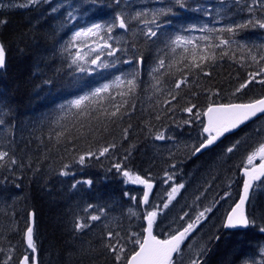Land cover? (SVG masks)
Listing matches in <instances>:
<instances>
[{"label": "trees", "instance_id": "obj_1", "mask_svg": "<svg viewBox=\"0 0 264 264\" xmlns=\"http://www.w3.org/2000/svg\"><path fill=\"white\" fill-rule=\"evenodd\" d=\"M8 1L20 0H0V3ZM78 1L80 12L86 13L89 8L87 1ZM96 1L107 2L115 7L113 0ZM84 16L88 19L90 14ZM184 17L181 11L175 12L169 18L171 23L168 26L179 23ZM0 21H6L0 23V42L6 48V67L0 69V100L4 101L8 112L3 117L5 125L0 131V146L18 161L16 165L0 166V248L6 253L15 246L14 259L26 251L24 232L29 224V213L33 211L39 264H112L101 247L102 226L94 224L91 230L84 233H75L73 228L84 206L98 204L104 207L110 218L137 229L133 217L126 211L128 199L125 186L115 165L122 163L134 170L148 166L151 162V136L166 127L178 128L186 113L180 109L190 103L197 105V109L203 112L213 101H250L264 94V85L253 83L233 95L254 69L249 62L241 66L238 62L241 51L233 45L230 55L234 52L236 59L225 56L218 60L206 69L211 73L210 76L203 73L190 75L188 85L182 86L176 109L157 121L153 106L157 99L164 97L156 93L153 87L155 80L148 76L145 67L163 58L166 68L161 69V72H165L168 63L173 62L171 71L174 75L165 78L170 87L180 78L181 73L177 69L183 68V64L175 62L184 54L183 48L166 43L169 27L164 29L165 32H158V38L154 37L151 41L141 33L129 32L126 34L127 55L144 57L141 70L140 65L136 68L139 73L138 87L131 97L135 109L129 110L123 120L109 124L107 132L97 133L95 137L80 135L73 112L61 110L60 106L98 83L101 74H82L69 67L70 62L58 49L63 28L57 24L55 12L48 11L45 6L2 7ZM71 25L78 27V20L71 22ZM127 55L120 57L121 63L118 65L124 73L131 70V65L123 63ZM158 75L154 73V76ZM251 123L232 135L242 132ZM129 125V134L124 139L122 129ZM65 127L68 131L58 142L56 133ZM68 136H79L74 146L65 139ZM110 143H115L117 147L103 156L99 155V149ZM88 152L95 155L87 156ZM81 155H85V162L80 178L85 182L91 180L92 184L82 182L73 188V184L60 173L65 165L77 162ZM126 155L128 159L124 160ZM197 158L198 155L192 154L191 159ZM21 164L23 167H20ZM238 181L240 184L236 188L238 191L234 201L240 192L239 176ZM256 185L261 187L258 192ZM250 197L247 214L255 220V224L242 230L219 229L207 244L204 264L239 262L251 254L259 242L264 241V232L261 231L264 228V185L260 181L255 184ZM136 207L141 209V203L137 202ZM143 227L142 220L138 231ZM154 232L163 237L158 231ZM4 258L5 254L0 253V259Z\"/></svg>", "mask_w": 264, "mask_h": 264}, {"label": "snow or ice", "instance_id": "obj_2", "mask_svg": "<svg viewBox=\"0 0 264 264\" xmlns=\"http://www.w3.org/2000/svg\"><path fill=\"white\" fill-rule=\"evenodd\" d=\"M38 2L39 0H28L29 5ZM253 2L257 3L258 0H253ZM121 3L122 0H113L116 8H120ZM172 3L176 7L187 8L186 0H172ZM127 7L128 5L125 4V8ZM125 8H121L120 11L115 12L111 20L91 23L73 33L63 48V51L68 53L70 57V68L74 67L76 72L82 74L99 73L100 70L115 68L116 64L120 63V59L116 55L117 52L126 51L121 43V38L113 36L115 29H122L125 32L131 31L132 26L130 22L137 21L145 25L146 31L140 30V32L148 41H151L154 37L158 38V32L162 28V24L171 23L169 20L158 21H160L161 17H167L172 14L173 7L152 11H137L135 14H131ZM197 10L201 9L198 8ZM205 14L211 15V12H206ZM69 16L71 19L76 18L72 13H69ZM147 16H151V19H145ZM5 22L0 21V23ZM149 25H154V28ZM249 25L264 29V22L261 20H255L254 22L250 20L244 24L227 25L220 28L209 27L206 24L200 28V31L208 33L200 38L204 41L203 44L196 42L194 38L181 35H176L174 39L168 41L170 45L182 47L183 53L186 55L182 54L180 60L175 62L183 64V68L177 69L181 73L180 78L175 80L170 87L165 82V78L174 75L171 71L174 67L173 62L168 63L165 72H161V69L166 68L165 59L161 58L158 60L157 66L152 70V73L159 74L158 76H153L155 80L153 87L156 93L164 97L163 99H157L153 106V112L157 121H160L168 113H172L176 109L182 86L188 85V77L190 75L193 73H203L205 76H210L211 73L206 71V69L214 65L218 60L223 59L225 56L236 59L234 52L230 55L233 45L236 46L237 50L247 53V57L244 55L239 57L238 62L241 63L242 67L245 66L244 61L246 58H250L254 64L259 66L258 71L248 73V79L236 88L233 95L240 93L253 83L264 85V45L249 47L247 43H241L236 39L239 32ZM224 34H227V36L225 37ZM88 41L92 43L89 44ZM114 44L117 46L114 47ZM188 45H191V48ZM73 49H75L74 52L72 51ZM217 49L221 51L217 52ZM172 50L175 51V47ZM101 57H105V59L102 60ZM107 57H113L114 59L113 61H109ZM133 61L137 65L142 64L144 57L143 55H133L129 60L123 61V63H132ZM5 67L6 48L3 43H0V69H4ZM138 76V70L121 73V75L115 76L112 80L101 83L83 95L77 96L69 101L67 105H61V110L73 112L76 123L79 125L77 131L80 135H92L95 137L97 133L107 132L109 124H115L118 120H123L129 110L135 109V104L131 101V97L138 87ZM113 92H115V95H113ZM101 101H105V103H101ZM126 105L128 107H125ZM180 110L191 114L194 118L192 120H184V125L199 121L202 126L200 133L202 142L198 147L194 146L193 155H195L212 146L224 133L236 129L249 119L256 117L258 113L264 115V97L251 100L248 103H217L213 101L209 103L203 112L197 109V105L191 103ZM7 114L4 101L0 100V131L3 130V126L5 125L3 117ZM202 116L206 117V122L201 119ZM73 126L75 127L76 125ZM130 128L131 125L128 128L122 129L124 139H127ZM67 131L68 129L65 127L63 131L56 133L58 142H60L61 137H64ZM151 131L152 127L149 124V132ZM256 131L259 134L261 129L258 128ZM78 138L79 136L65 137V139L73 143V146L75 140ZM155 139L163 141L174 139V137L166 136L163 131H158ZM9 142L11 143V140ZM239 144L240 141H237L227 148L226 151L232 153ZM116 147L115 143H110L99 149V155L103 156ZM86 155L93 156L95 153L88 152ZM257 156L260 158L258 165L254 164ZM127 159L128 155L124 157V160ZM84 162L85 155H81L79 163L83 164ZM16 164H18V161L15 156L10 155L8 151L3 150V147L0 146V166L8 167ZM20 167H23V165L21 164ZM64 167L67 168L68 166L65 165ZM115 168L131 183L145 186L146 190L140 203L153 210H147L146 207L144 215L138 216L136 212L129 209L130 217L137 216V218L142 219L145 222L144 227L140 231H132L131 225L125 226L114 218H109L104 209H97L96 205L88 204L83 209L86 215L76 217L73 231L75 233H84L95 226L93 222H101L103 229L100 234L101 247L110 257L112 264H204V256L208 251L207 248L201 246L199 249L193 251V246L187 244L186 241L191 239V235L194 234L197 225L207 218V213H211L215 205L213 204L204 208L203 211H200L195 216L194 220L187 222L186 226L182 227V229H177L174 232L170 230L167 237L161 239L158 235L154 234V228L159 226L157 224V216L164 209L168 208L177 188L174 187L172 189V193L168 195V201L164 202L161 208L159 205H154L150 202L149 194L153 188L150 178L146 179L140 175H134L131 171L125 170V167H122V163H117ZM60 174L69 175L67 171L63 170ZM165 176L167 177L164 181L165 183L172 179V176L168 172H165ZM254 181H260L261 185H264V142H261L259 147L247 156L246 163L243 165L242 191L239 194L238 201L234 202V206L227 214L225 227L237 228L255 224V220L250 219L245 210L246 202H250L251 199L250 192L254 188ZM77 183L80 182L78 181ZM85 183L91 185L92 181L88 180ZM259 186L256 185V187ZM72 187L75 188L76 184H73ZM178 187L182 188L183 185H179ZM229 187H231V184ZM125 195L128 194L126 193ZM224 196H231V192H226ZM129 199L136 200V197L129 196ZM93 210L97 214L87 215ZM188 216L189 213H184L179 219L183 221ZM261 231L264 232V228H261ZM24 239L26 241L25 254L14 259L15 246L8 249L6 253L3 248H0V253L5 254V258L0 259V264H39L35 255L37 247L32 224L27 225ZM186 250L187 260H185Z\"/></svg>", "mask_w": 264, "mask_h": 264}, {"label": "rangeland", "instance_id": "obj_3", "mask_svg": "<svg viewBox=\"0 0 264 264\" xmlns=\"http://www.w3.org/2000/svg\"><path fill=\"white\" fill-rule=\"evenodd\" d=\"M86 1L89 7L86 13L80 12L81 9L78 0H39L38 3L30 5L28 4V0L8 1L0 3V8L45 6L50 12L55 9L54 12L56 14L57 24L63 28L58 49L65 54L69 62L70 57L68 53L63 51V48L73 33L91 23L111 20L115 12L120 11L121 8H125V4L128 5L125 10L131 14H135L137 11H152L160 8L173 7V13L167 17H161L158 22L169 20L175 12L181 11L185 16L182 21L169 26L168 24H162V28L159 32H165L164 29L166 27L170 28L168 33H166V43H168L170 39H174L176 35H181L194 38L196 42L203 44L204 41L200 38L208 33L200 31V28L206 24L209 27L220 28L227 25L244 24L250 20L253 22L255 20H261L264 22V0H258L257 3H254L253 0H186L187 8L174 6L172 0H122L120 8L113 7L107 2L101 3L96 0ZM198 8L201 10H197ZM92 11L93 13H91ZM206 12H211V15H206ZM69 13H72L76 18L71 19ZM84 14H90V17L87 19ZM145 19L150 20L151 16H147ZM74 20H78V27L71 25V22L73 23ZM130 23L132 26L131 31L125 32L117 28L113 32L114 37L121 38V43L126 49V51L117 52L116 55L119 59L121 56L127 55L128 39L126 38V34L129 32L141 33L140 30L146 31L145 25L137 21H131ZM149 26L154 28V25ZM239 34L236 39L241 43H247L249 47L253 45H264V29L258 26L252 27L249 25L240 31ZM224 35L225 37L227 36V34ZM88 43L91 44L92 42L88 41ZM113 46L115 47L117 45L114 44ZM72 51L74 52L75 49ZM240 54L247 57L246 52L241 51ZM130 58V55H127L126 60ZM101 59L104 60L105 57H101ZM107 59L113 61L114 58L107 57ZM244 62L253 64L254 69L251 72L259 70V66L254 64L250 58H246ZM120 63H117L115 68L100 70L99 73H102L101 79L91 88H95L99 86V84L106 83L115 76L124 73L118 66ZM125 65H131V70H128L127 73L136 70L138 67L135 61L132 63H125ZM156 66L157 62H153L145 67L148 76H150L152 80H154V73H152V70ZM141 67L142 65L140 64V70ZM73 69L75 70L74 67ZM150 73H152V75H150ZM91 88L73 96L69 101L79 95H83ZM67 103L65 105H67ZM192 119L194 118L191 114L185 113L184 119L180 123L184 128L181 126L178 128L166 127L160 130L163 131L166 136L174 137V139H166L163 141L156 140L155 135L158 131L151 136V154H149L151 162L148 166L140 168L139 170H134L132 167L125 165H122V167H125V170L131 171L134 175H140L146 179L150 178L156 183L149 199L151 204L159 205L161 208L163 207V203L168 201V195L172 193V189L174 187L177 188L168 208L164 209L163 212L159 213L157 216V224L159 226L154 228V231H158L163 237H166L170 230L174 232L186 226V223L190 222V220H194L195 216L200 211H203L204 208L213 204L215 205L212 212L207 213V218L197 225L194 234L191 235V239L186 241L187 244L193 246V251H195L201 246L207 247L208 242L214 237L216 232L222 228L225 214L237 196L238 190L236 188L240 184L238 181V170L246 163L247 156L255 151L261 142H264V117L257 119L237 135H232L223 139L218 145L214 146L212 150L204 151L202 152L203 154L200 153L197 159H191V156L194 146L202 141L200 135L202 126L199 121H194L192 124L188 125L183 124L184 120ZM201 119L203 120V116ZM258 128L261 129L259 134L256 131ZM237 141H240V144L232 153H228L226 151L227 148L231 147ZM83 164L79 163L78 160L67 168H63L62 170L67 171L69 175L62 176L68 179L72 184H78V181L80 183L85 182L80 178ZM116 171L120 175L123 185L125 186V194H128L125 195L128 199L126 207L127 213L129 214V209H132L138 216H143L147 206H142L141 209L136 207V203L140 202L142 196L143 185L131 183L120 171L117 169ZM165 172H168V174L172 176V179L168 180L167 183L164 182L167 179ZM230 184L231 187H229ZM179 185H183V187L180 188L178 187ZM260 189L261 187H257L256 192ZM229 191L231 192V196H224V194ZM129 196L136 197V200L129 199ZM197 197H199V199H197ZM221 197H223V199H221ZM93 205H96L97 209H104V207L98 204ZM86 207L87 205L84 206L83 209ZM83 209L78 216L86 215ZM147 210L153 209L147 207ZM184 213H189V216L182 221L179 217L184 215ZM91 214H97V212L93 210L87 215ZM131 217H133V222L137 226V229L131 227V230L138 231L139 223L142 222V219L137 218V216ZM93 223L101 226V222ZM185 260H187V250ZM233 264H264V241L259 242L251 254Z\"/></svg>", "mask_w": 264, "mask_h": 264}, {"label": "water", "instance_id": "obj_4", "mask_svg": "<svg viewBox=\"0 0 264 264\" xmlns=\"http://www.w3.org/2000/svg\"><path fill=\"white\" fill-rule=\"evenodd\" d=\"M1 43V42H0ZM140 65V64H139ZM261 97H264V94L261 96ZM259 99V98H258ZM248 102H250V101H232V102H224V103H248ZM206 110V109H205ZM260 116H262V114H257V116L256 117H253V118H251V119H249L248 121H246L244 124H242V125H240L239 127H237L236 129H233V130H231V131H229V132H226V133H224L221 137H219L218 138V140L215 142V143H217L218 141H222L226 136H228V135H230V134H232V133H234V132H236V131H238L240 128H242V127H244L245 125H247L248 123H250L251 121H253V120H255L256 118H258V117H260ZM203 120L206 122V117H203ZM202 142V141H201ZM200 142V143H201ZM199 143V144H200ZM215 143L212 145V146H210L209 148H207V149H205V150H208V149H210V148H212V147H214L215 146ZM199 144L196 146V147H198L199 146ZM205 150H202L200 153H202V152H204ZM194 152V151H193ZM200 153H196L195 155H199ZM193 154V153H192ZM260 163V158L256 161V162H254V164H259ZM238 176L240 177V179H241V186H242V180H243V166H241L240 168H239V170H238ZM151 182H152V184H153V188H152V190H151V192H150V194H149V197H150V195H151V193L153 192V190H154V187H155V183H154V181H152L151 180ZM259 181H254L253 183H254V186H255V184L256 183H258ZM240 186V192H239V194L241 193V191H242V187ZM146 189H145V186L143 185V192H142V196H141V198L143 197V193H144V191H145ZM141 198H140V200H141ZM238 198H239V196H238ZM238 198L236 199V201H238ZM236 201H234V202H236ZM234 202L231 204V206H230V208L228 209V211L226 212V214H225V217H224V220H223V224H222V230L224 231H231V230H235V229H246L247 227H237V228H228V227H225L224 225L226 224V217H227V214L231 211V208L234 206ZM141 205L142 206H144L142 203H141ZM247 205H248V202H246V205H245V210H246V213H247ZM29 224H32L33 225V227H34V214H33V212L31 211L30 212V216H29ZM144 224H145V222H144ZM154 234H155V232H154ZM159 237V236H158ZM159 238H161V239H164V238H166V237H159ZM217 239V238H216ZM25 254V253H24ZM24 254H22V255H24ZM21 255V256H22ZM36 258H37V260H38V257H37V252H36ZM20 256V257H21Z\"/></svg>", "mask_w": 264, "mask_h": 264}, {"label": "bare ground", "instance_id": "obj_5", "mask_svg": "<svg viewBox=\"0 0 264 264\" xmlns=\"http://www.w3.org/2000/svg\"><path fill=\"white\" fill-rule=\"evenodd\" d=\"M58 12V11H57ZM261 97V96H260ZM260 97H258V98H260ZM258 98H256V99H258ZM253 100H255V99H253ZM218 142H220V141H218ZM217 142V143H218ZM217 143H215V145L217 144ZM170 159V158H169ZM259 159V156L258 157H256V159H255V161L254 162H256L257 160ZM251 193V192H250ZM239 196V195H238ZM227 207V206H226ZM33 212V211H32ZM33 214H34V212H33ZM29 215H30V213H29ZM182 229V228H181ZM168 230H170V229H168ZM235 230H242V229H235Z\"/></svg>", "mask_w": 264, "mask_h": 264}]
</instances>
